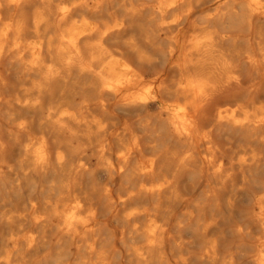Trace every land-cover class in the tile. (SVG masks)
<instances>
[{
    "label": "bare ground",
    "instance_id": "bare-ground-1",
    "mask_svg": "<svg viewBox=\"0 0 264 264\" xmlns=\"http://www.w3.org/2000/svg\"><path fill=\"white\" fill-rule=\"evenodd\" d=\"M169 2L0 0V140L5 143L0 157L12 166L0 171V242L24 236L25 264H135L128 244L141 238L129 233L136 224L151 232L154 209L155 223H167L164 248L171 264H177L175 240L185 242L187 264H209L199 258L206 241L216 242L217 264L229 255L233 264H250L243 255L246 238L234 229L258 235L264 208V63L252 62L264 46V16L256 13L245 21L225 0H202L183 16L186 9L166 8ZM161 15L181 19L162 29ZM193 63L206 77L191 81L198 102L154 110L164 117L153 118L154 130L164 131L155 136L149 129L137 141L130 164L140 163L145 191L132 200L124 201L120 176L106 195L99 187L102 172L93 192L87 173L54 166L29 172L22 162L29 137H42L46 146L37 143L36 150L50 153L52 160L57 149L70 153L86 142L60 125L80 132L84 125L77 126V119L104 116L96 101L110 97L108 89L121 90L133 75L168 85ZM114 108L109 104L105 117L117 122L109 130L127 126L132 129L127 135H140L135 124L142 117ZM21 122H26L23 131ZM86 153L84 163L95 168L99 161L92 150ZM216 167H221L218 175ZM136 179L126 181L129 187ZM62 191L67 195L57 199ZM74 198L96 210L87 234L77 227L68 235L71 214L64 210ZM195 201L208 205L201 217L205 223L213 218L216 223L205 234L195 219L177 231V221L184 222L183 213ZM126 213L131 214L127 224Z\"/></svg>",
    "mask_w": 264,
    "mask_h": 264
},
{
    "label": "clouds",
    "instance_id": "clouds-1",
    "mask_svg": "<svg viewBox=\"0 0 264 264\" xmlns=\"http://www.w3.org/2000/svg\"><path fill=\"white\" fill-rule=\"evenodd\" d=\"M202 0H170L169 3L165 5L166 8H177L183 7L186 9L182 13L183 16H187L193 10V5H199ZM225 4L228 5L232 11L239 9V15L244 18L245 21L249 20L253 14L258 13L260 16H264V0H225ZM0 7L3 4L0 3ZM159 10V9H157ZM213 15H216L213 13ZM181 19L180 15L175 16L173 19L165 20L163 15H161L159 21V27L162 29L167 28L170 24H177ZM204 19H210V17L205 16ZM107 35V32L100 36ZM253 63H264V46L260 49V58L258 61L254 60ZM195 78L206 79L202 74L196 69L195 64L191 65V70L185 68L181 77L178 80H173L170 84L165 85L161 83L156 85L155 81H147L142 77L133 75L126 86L121 90H117L115 87L108 89L112 95L100 96L97 98L96 103L100 107L101 113L104 116H92L88 114L89 118L84 119L81 117L75 122L77 126L84 125V130L77 132L67 128L66 125L61 124L60 127L65 131H68L73 137L82 136L86 142L79 143L75 146L74 150L70 153L60 151L57 149V156L55 160L51 159L50 153H41L36 150L37 143L42 146H46L43 138H39L37 141H33L29 137L28 142L23 146L22 162L29 172L44 171L45 169L55 167L58 170H64L67 168L68 171H75L77 173H87L89 179L90 190L95 192L97 190L96 184L93 181L98 180V172H102L104 176V181L99 184L101 189H106L107 193L111 192V185L115 182L116 177H121L122 191L124 201L132 200L134 197L138 196L145 191L144 187V177L146 174L141 170L140 163L135 165L130 164V158L133 156V151L138 147L137 141L141 139V136L146 133L149 129H155L152 123L153 118L164 120V117L160 115L159 111H154L157 109L162 110L165 105L171 107L178 102H183L185 107L194 105L198 102L200 93L195 89L191 88V81ZM230 79L236 81L239 84V77L232 76ZM212 85H210L211 87ZM40 100L35 101V105H39ZM115 104L114 111L119 113H132L142 117L139 119L135 127L140 130V135L132 133L131 136L127 133L132 132V129L124 126L119 132L116 131L115 127L109 130V124L115 125L117 122L109 119H105L108 114V105ZM84 111H87L86 106ZM145 113H153V116L145 117ZM78 116L81 114L78 112ZM75 119V118H73ZM26 127V122H21L19 124V129L23 131ZM164 131L163 128L160 131L154 130L155 136H160L161 132ZM191 131V129H190ZM109 137L112 138V143H109ZM5 143L0 140V150H3ZM150 147H155L154 144ZM86 150H92L93 156L99 161L95 168L90 167L88 164L84 163V157L87 155ZM112 156L116 157V165L114 166ZM4 167H8L9 171H12V166L7 163L5 159L0 157V171ZM221 173V167L215 168V174ZM27 174V172L25 173ZM131 177H136L135 182L129 187L126 182ZM61 188L64 186L61 185ZM127 190V194H125ZM67 195L66 192H61L58 194L57 199L62 196ZM108 200L111 201L110 195H108ZM75 203H69L65 207V212L71 214V223L67 225L70 229L68 235L76 234L75 229L77 227L81 228L86 234L92 231L91 225L96 220V210L94 208H85L84 204L81 203L82 198H74ZM264 199V197H261ZM159 208V204L155 206ZM209 210L208 205L201 203L200 201L193 202L192 208L183 213L181 220L177 221L176 229L179 231L183 229L185 223L191 222L195 219L196 227L201 234H205L208 228L212 227L216 220L213 218L212 221L205 223L201 218L204 211ZM165 213L167 209H163ZM63 215V213H61ZM156 211L152 212L153 225L151 232L146 231L139 224H136L131 228L129 235H135L141 239L136 242H129L128 250L130 254L133 255L135 264H171V261L165 255V242L167 239V223L157 224L155 223ZM261 222L258 228V235L253 234L251 229H245L243 227L237 226L234 231L237 235L245 237L246 241L244 244L243 255L249 259L250 264H264V208L260 212ZM131 218V214L126 213L122 217L125 224ZM24 236H13L7 242H0V264H25L24 253L27 252L21 241L24 240ZM34 239V238H33ZM185 242L182 240H175L172 242V250L177 253L175 256L177 264H187V257L182 254ZM28 247H31L29 243ZM216 242H205V245L201 247V260H207L209 264H217L219 259L216 256ZM222 264H233V258L231 255L226 257Z\"/></svg>",
    "mask_w": 264,
    "mask_h": 264
}]
</instances>
